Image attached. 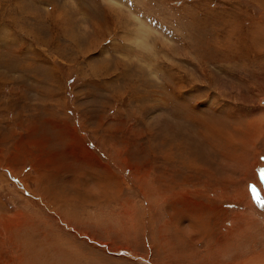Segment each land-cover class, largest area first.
Returning a JSON list of instances; mask_svg holds the SVG:
<instances>
[{
  "label": "rangeland",
  "instance_id": "374dc122",
  "mask_svg": "<svg viewBox=\"0 0 264 264\" xmlns=\"http://www.w3.org/2000/svg\"><path fill=\"white\" fill-rule=\"evenodd\" d=\"M264 0H0V264H264Z\"/></svg>",
  "mask_w": 264,
  "mask_h": 264
},
{
  "label": "snow or ice",
  "instance_id": "6c2138e0",
  "mask_svg": "<svg viewBox=\"0 0 264 264\" xmlns=\"http://www.w3.org/2000/svg\"><path fill=\"white\" fill-rule=\"evenodd\" d=\"M262 206H264V205H262Z\"/></svg>",
  "mask_w": 264,
  "mask_h": 264
}]
</instances>
